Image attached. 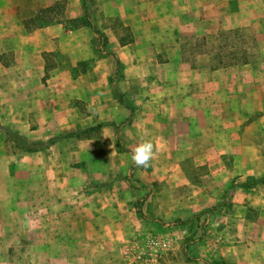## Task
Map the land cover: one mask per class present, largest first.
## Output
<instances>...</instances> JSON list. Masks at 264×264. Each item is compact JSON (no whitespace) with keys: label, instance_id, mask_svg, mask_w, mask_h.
I'll return each instance as SVG.
<instances>
[{"label":"rangeland","instance_id":"1","mask_svg":"<svg viewBox=\"0 0 264 264\" xmlns=\"http://www.w3.org/2000/svg\"><path fill=\"white\" fill-rule=\"evenodd\" d=\"M120 1L128 3V9L119 5L95 6V22L107 30L103 33L114 34L121 44H128L134 41L135 30H143L142 38L151 40L159 60L165 56L166 47L176 40L190 49L201 42L198 38L195 43L188 42L189 36L206 34L210 38L207 45L212 67L222 64L242 68L257 61L264 96V43L254 40L250 27L203 24V0H117V3ZM87 4L93 17L91 0ZM52 5L54 8L46 12V18L53 23L73 28L81 22L84 11L77 14L69 0H58ZM137 15L142 22L136 21L135 30L124 24L123 18L133 19ZM6 58L10 59L9 55ZM193 64L190 56L185 58L181 80L175 85H197L193 82ZM246 72L251 79V71ZM154 78L148 76L142 83L129 84L119 79V88L126 86L124 92L128 94L125 97L131 112L123 107L124 112L118 113V124L132 116L126 128L120 129L121 142L110 122L95 121V105L79 101L67 107L68 121L61 124V131H53L50 138L59 134L65 137L48 145L44 153L30 154L34 165L31 170H24L18 161L21 157L27 160V155H22L9 138L3 139L0 127V264H207L189 258L185 244L188 239H195L191 255L211 259L208 254L211 248L205 242L211 231L213 243H217L212 251L219 253L221 238L219 232L214 234L215 229L236 223L233 212L239 202L232 198L236 191L237 197L244 198L252 186L239 182L237 176L224 188L221 200L206 199L202 177L209 173L208 163L230 164L235 160L211 154L203 148V139L200 146L203 150L200 147L195 150L189 132L173 128L174 124L166 118L162 117L164 126H159L155 119L141 121L139 115L144 108L137 98L143 93L140 87L154 85ZM1 95L0 91V98ZM230 112L227 109L225 114L228 116ZM40 139L45 141L43 137ZM142 140H150L159 147L147 169L136 168L131 161L132 150ZM206 145L210 147L211 143ZM244 157V163L257 160L264 163V154L257 157L246 150ZM262 173L258 178L264 176ZM27 178L35 182L25 184ZM17 191L31 199L21 200L15 196ZM137 206L146 218L138 213ZM241 206L242 211L251 208L245 202ZM202 211L206 212L196 216ZM228 213L233 217H222ZM178 219L184 222L173 223ZM221 257L211 260L224 264L222 254Z\"/></svg>","mask_w":264,"mask_h":264},{"label":"crops","instance_id":"2","mask_svg":"<svg viewBox=\"0 0 264 264\" xmlns=\"http://www.w3.org/2000/svg\"><path fill=\"white\" fill-rule=\"evenodd\" d=\"M57 1L0 0V105L3 107L0 127L3 139H8V128L28 140L42 141L40 138L43 137L47 141L53 131H61L64 122L68 121L67 107L77 105L79 101L95 105V121L118 124V113L124 112L125 106L119 101L117 92L122 93L120 89L126 91V86L120 85L119 88V80H114L116 85L112 80L120 60L123 64L120 72L123 78L120 79H125L128 84L142 83L148 76L155 77L154 85H142L143 93L137 97L144 108L139 115L142 122L155 119L159 126H164L163 118H166L174 124L173 128L189 132L195 150L203 139V148L209 149L211 154L231 156L235 160L230 164L223 161L208 163L209 173L202 177L204 191L201 189L207 200H221L224 188L237 176L239 182L247 185L261 175L264 163L258 160L244 163L246 150L257 157L264 154V107H261L264 96L257 61L253 60L251 65L246 64L247 67L242 68H213L207 45L210 38L208 40L206 34L189 36L188 42L195 43L197 38L201 42L190 49L182 45L183 41L176 40L166 47L165 56L159 60L151 40L142 38L143 30H135L136 21L142 22L138 15L133 19L131 16L123 18L124 24L135 31L133 42L121 44L114 34L103 33L106 28L95 22L97 5L107 8L119 5L128 9V3H117V0H91L94 23L108 36L106 51L109 54L98 55L93 47L95 33L87 25L73 28H65L61 22L26 25L27 19L42 18L45 8ZM69 3L77 14L83 13V0H69ZM201 9L204 10L203 24L247 26L253 30L254 40L264 43V0H203ZM7 55L10 59L6 58ZM188 56L194 63L193 82L197 85H175L181 80L179 75ZM246 70L251 71V79ZM226 107L231 109L228 116ZM129 119L128 123L132 116ZM57 136L60 138L55 143L65 137ZM205 140L211 143L210 147ZM47 146L40 150H25L17 146L28 158L21 157L18 164L24 170H31L34 163L30 154L44 153ZM34 182L30 178L25 180L29 185ZM238 194L236 191L232 198L239 202L233 212L235 217L229 213L222 216H232L236 223L215 229L214 234L219 232L221 238V251L218 250V254L212 251L213 245L217 244L213 243L212 231L205 238L211 248L209 257L222 258V254L224 264H264V182L252 187L244 198L237 197ZM16 195L23 201L31 199L18 191ZM243 202L251 208L242 211ZM211 259L206 260L213 261Z\"/></svg>","mask_w":264,"mask_h":264},{"label":"trees","instance_id":"3","mask_svg":"<svg viewBox=\"0 0 264 264\" xmlns=\"http://www.w3.org/2000/svg\"><path fill=\"white\" fill-rule=\"evenodd\" d=\"M88 0H83V11H84V14L81 16V22L78 24V25H75L74 27L76 26H80V25H87L89 26L93 32L95 33V37L93 39V47H94V50L97 54H109L107 51H106V44H107V38L106 36L100 31V29L97 27L96 23H94V20H93V17H92V14L90 13L89 11V7H88V4H87ZM54 8V5L52 6H49V7H46L44 12H45V16L42 17V18H39V17H34V18H30V19H27L26 20V25L27 26H43V25H46V24H50V23H53L52 20H48L46 18V12H48V10H51ZM222 64H215L213 65V68H219V67H222L221 66ZM123 69V64L121 63L120 60H118V66H117V70L115 72V75L113 77V85H116V83H114V80H119L120 78H123L122 74H120L121 70ZM117 96H118V99L119 101L126 107V108H129V111L131 112L130 108H131V105H130V102L127 101L126 97H125V93L122 92V93H118L117 92ZM130 119H127L126 121H124L122 124H117V123H114V122H110L109 124L112 125V127L114 128L115 130V133L118 135L119 132H120V129L121 127L124 125V124H127L129 122ZM6 131H7V136L8 138L13 141L17 146H19L20 148H23L25 150H40L42 148H44L45 146L47 145H50V144H53L55 143L57 140H58V137H52V138H49L47 141H31V140H28L26 137L22 136L21 134H19L18 132L16 131H13L11 129H8L6 128ZM117 140L119 142H121V139L117 138ZM264 182V176L262 178H256L254 180V182L252 183H247L248 186H252V187H255L256 185L258 184H261ZM137 211L138 213L144 217V213L141 209V207H138L137 206ZM206 211H202L201 213L197 214L196 216H200L201 214H204ZM184 222V220L182 219H178L176 221H174V223L176 224H179V223H182ZM194 243V244H193ZM185 250H187V256L189 258H199L201 260H204L206 261L207 264H215L213 263L212 261H207L206 259H204V257H201V256H193L191 255V251L194 250L195 248V239H188L186 241V244H185Z\"/></svg>","mask_w":264,"mask_h":264},{"label":"clouds","instance_id":"4","mask_svg":"<svg viewBox=\"0 0 264 264\" xmlns=\"http://www.w3.org/2000/svg\"><path fill=\"white\" fill-rule=\"evenodd\" d=\"M159 147L150 140H142L131 152V161L136 168L147 169L155 158Z\"/></svg>","mask_w":264,"mask_h":264}]
</instances>
